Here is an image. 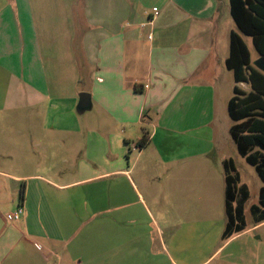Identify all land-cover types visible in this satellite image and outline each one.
<instances>
[{"label":"crops","instance_id":"0c3cea01","mask_svg":"<svg viewBox=\"0 0 264 264\" xmlns=\"http://www.w3.org/2000/svg\"><path fill=\"white\" fill-rule=\"evenodd\" d=\"M0 3V264H213L245 231L213 251L225 220L206 251L204 227L219 221L171 230L134 176H181L213 149L218 86L204 67L228 0ZM81 93L91 108L79 114ZM144 126L149 144L132 150Z\"/></svg>","mask_w":264,"mask_h":264},{"label":"rangeland","instance_id":"374dc122","mask_svg":"<svg viewBox=\"0 0 264 264\" xmlns=\"http://www.w3.org/2000/svg\"><path fill=\"white\" fill-rule=\"evenodd\" d=\"M2 3H0V7ZM221 29L217 37V52L214 54V65L207 64L205 71L208 72L205 85L210 90L218 86L213 105V126L214 135L213 149L203 157V162H187L181 176L159 178H139L134 176L140 194L149 205L156 201L161 209L154 211L161 215L162 225L176 230L185 220L194 221L196 219L215 220L219 222L207 223L205 225L206 240L205 249L210 250L221 234L220 225L226 220L224 211V189H225V170L222 161L231 159L234 163L236 174L239 176L237 187L245 186L249 197L244 205L245 233L235 239L232 244L224 247L222 256L220 255L213 264L221 261L222 257L231 250L246 251L247 256L242 255V262L245 264H264V223L257 225L250 214V207L257 205L258 194L264 184L258 178L253 167L249 166L245 160L237 153L234 142L229 135V129L233 122L230 120L226 109V98L232 96L231 88L234 86L232 73L226 70L219 59L227 55L228 52V32H236L246 44L251 65L260 59L255 51L251 39L241 35L236 29L229 13L225 7L221 11ZM264 74V71H263ZM216 82V83H215ZM226 85V86H225ZM238 88L247 93L250 89L245 83L238 84ZM143 129L150 131L147 126ZM141 134V131H140ZM145 148V147H144ZM143 148V149H144ZM132 150L141 151L132 145ZM145 155L153 157L150 150H146ZM144 159V158H142ZM142 161L138 167H142ZM144 183V185L142 184ZM166 205V206H165ZM167 205H173V210H169ZM184 205H187L184 206ZM3 216L8 212L7 206L1 208ZM12 214V213H11ZM215 242L213 241V238ZM224 240L218 239L213 247V251L218 249ZM244 253V252H243Z\"/></svg>","mask_w":264,"mask_h":264},{"label":"trees","instance_id":"16d2710c","mask_svg":"<svg viewBox=\"0 0 264 264\" xmlns=\"http://www.w3.org/2000/svg\"><path fill=\"white\" fill-rule=\"evenodd\" d=\"M230 17L238 32L251 39L259 58L264 63V0H228ZM225 68L233 75L234 87L227 103V114L233 122L229 135L237 153L254 168L264 184V74L263 70L251 65L249 50L242 38L234 31L229 34L228 56ZM249 86L247 93L238 84ZM148 133L143 130L141 139L135 144L143 149L149 144ZM225 170L224 211L225 226L222 240L245 231L244 205L249 194L239 184L232 160L223 162ZM23 188L20 201L23 200ZM250 214L256 224L264 222V186L260 188L257 205L250 207Z\"/></svg>","mask_w":264,"mask_h":264},{"label":"water","instance_id":"95a60500","mask_svg":"<svg viewBox=\"0 0 264 264\" xmlns=\"http://www.w3.org/2000/svg\"><path fill=\"white\" fill-rule=\"evenodd\" d=\"M255 66L258 68V69H261L264 71V63L262 62L261 59H259L256 63H255ZM91 108V101H90V97L88 94L86 93H81L79 95V99H78V104H77V107H76V111L77 113L79 114H82L84 113L85 111H89Z\"/></svg>","mask_w":264,"mask_h":264},{"label":"built area","instance_id":"2783aa9c","mask_svg":"<svg viewBox=\"0 0 264 264\" xmlns=\"http://www.w3.org/2000/svg\"><path fill=\"white\" fill-rule=\"evenodd\" d=\"M23 213H24L23 208L22 206L19 205L18 208L12 214L6 215V219L8 221H13V222L20 221L23 216Z\"/></svg>","mask_w":264,"mask_h":264}]
</instances>
